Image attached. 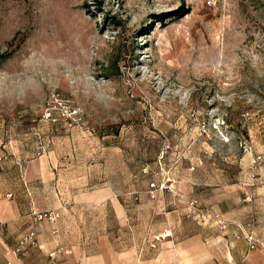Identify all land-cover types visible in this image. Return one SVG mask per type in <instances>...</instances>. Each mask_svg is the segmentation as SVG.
<instances>
[{
	"label": "rangeland",
	"instance_id": "374dc122",
	"mask_svg": "<svg viewBox=\"0 0 264 264\" xmlns=\"http://www.w3.org/2000/svg\"><path fill=\"white\" fill-rule=\"evenodd\" d=\"M44 152L61 192L138 195L125 236L264 246V0H0V156Z\"/></svg>",
	"mask_w": 264,
	"mask_h": 264
},
{
	"label": "crops",
	"instance_id": "0c3cea01",
	"mask_svg": "<svg viewBox=\"0 0 264 264\" xmlns=\"http://www.w3.org/2000/svg\"><path fill=\"white\" fill-rule=\"evenodd\" d=\"M50 155L0 156V264H48L51 251L60 264H264V246L251 248L243 225L226 227L222 255L216 249L220 245L200 232L202 225L197 233L177 239L174 226L166 223L167 214L156 210L145 238L125 236L132 229L127 217L132 207L126 206L136 200L120 198L105 185L61 192L58 161ZM50 211L58 216L35 219L37 213ZM92 212H98L100 223L92 221ZM30 230L36 244L16 255L19 238ZM165 231L171 232L163 235ZM154 236L158 239L152 246Z\"/></svg>",
	"mask_w": 264,
	"mask_h": 264
},
{
	"label": "built area",
	"instance_id": "2783aa9c",
	"mask_svg": "<svg viewBox=\"0 0 264 264\" xmlns=\"http://www.w3.org/2000/svg\"><path fill=\"white\" fill-rule=\"evenodd\" d=\"M151 186V188H157V185L155 184V182H150L149 184ZM134 192H131V191H127L125 192L124 196H132L133 199H138V195H133ZM48 217L50 219L52 218H55L58 216V213L57 212H53V211H50V212H42V213H37L36 216H35V219L36 220H39L43 217ZM3 222L0 220V228L3 227ZM170 231H165V233L163 235H166L167 233H169ZM245 234V237L246 239L248 240V243H249V246L251 248L255 247L258 242L254 239L252 233H248V232H244ZM155 239H158V236H154L152 239H151V245L152 246H155ZM36 244V237H35V233L33 230H30L29 232H27L26 234L22 235L19 240H18V244L17 246H15V248L13 249V252L18 255V254H21L23 252L26 251V249L28 248V246L30 245H35ZM61 251H64V252H68L69 250L68 249H64V248H60ZM55 254H56V251H51L49 252V256L51 258V261L48 263V264H60V263H57L55 262L53 259L55 257ZM3 264H10L9 262H5Z\"/></svg>",
	"mask_w": 264,
	"mask_h": 264
}]
</instances>
